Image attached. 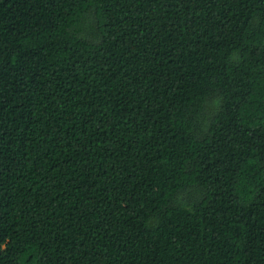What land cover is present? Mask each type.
<instances>
[{
	"label": "trees",
	"instance_id": "obj_1",
	"mask_svg": "<svg viewBox=\"0 0 264 264\" xmlns=\"http://www.w3.org/2000/svg\"><path fill=\"white\" fill-rule=\"evenodd\" d=\"M0 264H264V0H0Z\"/></svg>",
	"mask_w": 264,
	"mask_h": 264
}]
</instances>
